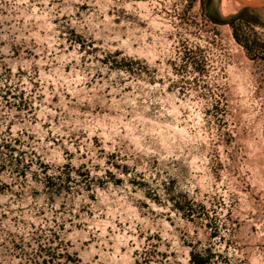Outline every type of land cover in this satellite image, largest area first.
I'll return each mask as SVG.
<instances>
[{"label":"rangeland","instance_id":"374dc122","mask_svg":"<svg viewBox=\"0 0 264 264\" xmlns=\"http://www.w3.org/2000/svg\"><path fill=\"white\" fill-rule=\"evenodd\" d=\"M264 264V0H0V264Z\"/></svg>","mask_w":264,"mask_h":264},{"label":"trees","instance_id":"16d2710c","mask_svg":"<svg viewBox=\"0 0 264 264\" xmlns=\"http://www.w3.org/2000/svg\"><path fill=\"white\" fill-rule=\"evenodd\" d=\"M190 260L192 261L193 264H202V259L199 258L197 255H190Z\"/></svg>","mask_w":264,"mask_h":264}]
</instances>
